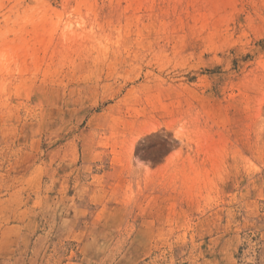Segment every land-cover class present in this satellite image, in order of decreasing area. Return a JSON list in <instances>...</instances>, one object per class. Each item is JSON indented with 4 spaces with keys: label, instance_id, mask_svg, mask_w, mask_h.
Segmentation results:
<instances>
[{
    "label": "rangeland",
    "instance_id": "1",
    "mask_svg": "<svg viewBox=\"0 0 264 264\" xmlns=\"http://www.w3.org/2000/svg\"><path fill=\"white\" fill-rule=\"evenodd\" d=\"M0 264H264V0H0Z\"/></svg>",
    "mask_w": 264,
    "mask_h": 264
}]
</instances>
